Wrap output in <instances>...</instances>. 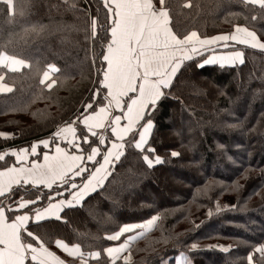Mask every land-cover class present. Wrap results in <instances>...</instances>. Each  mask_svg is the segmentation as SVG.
I'll use <instances>...</instances> for the list:
<instances>
[{
	"label": "trees",
	"instance_id": "16d2710c",
	"mask_svg": "<svg viewBox=\"0 0 264 264\" xmlns=\"http://www.w3.org/2000/svg\"><path fill=\"white\" fill-rule=\"evenodd\" d=\"M74 2L77 7L84 6V0ZM191 2L192 7L186 8L182 7L184 0H170L174 31L214 35L230 31L229 21L246 23L243 14L238 18L229 15L246 12L239 0ZM14 3L17 14L11 22L0 4V46L11 40L9 52L56 63L67 78L41 92L43 86L28 69L11 72L0 68L4 82L13 87L11 93H0V132L15 133L12 139L0 138V152L45 138L57 125L73 118L99 86L102 73L98 69L105 66L100 59L106 43L101 39L103 33L98 28L97 41L87 40L86 18L68 11L64 0ZM22 5L24 14L20 15ZM92 11L95 13L96 3ZM33 24L44 25V32L39 36L25 32ZM245 51V64L239 68L190 67L178 77L173 93L177 99L162 101L156 115L161 142L155 147L167 162L147 172L141 162L122 158L104 187L88 197L83 207L65 209L66 222H44L51 240L80 243L84 251L101 250L116 244L106 236L121 224L159 213L157 227L135 243L132 264H166V260L176 264L181 251L190 256L192 264H247L249 245L264 241V188L249 198L253 188L264 185V94L253 96L254 89L264 88V53ZM49 95L51 99L41 98ZM170 149L179 151L180 156L171 157ZM224 152L250 168L247 178L240 176V164L234 165ZM12 161L6 157L0 168ZM233 181L242 187L234 189ZM227 199L232 201L229 204H237V209L214 212L206 218L209 209ZM193 242L199 247L189 251L186 245ZM216 244L232 247L228 252L206 247ZM49 247L66 263L76 264L54 242L50 241ZM105 260L102 253V264Z\"/></svg>",
	"mask_w": 264,
	"mask_h": 264
},
{
	"label": "snow or ice",
	"instance_id": "6c2138e0",
	"mask_svg": "<svg viewBox=\"0 0 264 264\" xmlns=\"http://www.w3.org/2000/svg\"><path fill=\"white\" fill-rule=\"evenodd\" d=\"M239 2L246 12L229 15L238 18L243 14L246 23L229 21L230 31L211 35L197 30L174 31L170 0H84L82 7H77L74 0L72 3L64 0L68 11L86 18L87 40L97 41L98 28L103 33L101 39L106 43L100 59L105 66L98 69L102 73L99 86L91 91L90 98L72 119L57 125L49 136L30 142L29 147L0 154V161L5 160V155L15 157V163L5 162L6 166L0 170V264H66L65 259L50 249V241L76 264H90V261L102 264V253L106 256L103 264H117V261L132 264L136 241L157 227L159 213L121 224L106 236L107 240L119 243L89 251H84L80 243L51 240L44 222L51 219L66 222V215H62L65 209L83 207L88 197L104 187L117 163L135 159L145 171L151 172L167 162L166 156L155 147L161 142L156 115L162 101L177 99L173 93L178 77H183L188 68H239L245 64L246 49L264 53V27H256L257 23L264 24V0ZM93 3H96L95 13ZM0 4L11 22L17 14L14 0H0ZM182 7L191 8V0H184ZM24 8L22 5L20 15L24 14ZM44 30V25L33 24L25 32L39 36ZM11 42L0 46V68L11 72L28 69L43 86L41 92L52 89L58 81L62 84L67 78L56 63H41L39 59L9 52L7 44ZM4 81L5 74L0 72V93L13 92V87ZM257 94H264V88L254 89L253 96ZM41 98L51 99V96ZM14 137L15 133L0 132V138L5 140ZM41 145L43 148L38 153ZM168 151L171 157L180 156L179 151ZM29 156L36 159L29 160ZM224 156L234 165L239 163L243 168L240 176L247 178L249 167L227 152ZM241 187L233 181L234 189ZM261 188L264 185L253 188L249 198L260 194ZM237 207V204L217 202L206 218L214 212L219 214ZM194 227L200 224L194 223ZM198 247L195 242L186 245L189 251ZM206 247L228 252L232 246ZM249 248L247 264H264V241L250 244ZM176 264H192V259L181 251Z\"/></svg>",
	"mask_w": 264,
	"mask_h": 264
},
{
	"label": "crops",
	"instance_id": "0c3cea01",
	"mask_svg": "<svg viewBox=\"0 0 264 264\" xmlns=\"http://www.w3.org/2000/svg\"><path fill=\"white\" fill-rule=\"evenodd\" d=\"M23 69V68H22ZM21 69V70H22ZM97 131H102V130H100V129H98ZM109 133H110V131H109ZM110 135H111V133H110ZM34 141H36V140H34ZM34 141H32V142H34ZM29 145H30V142L28 143V144H26V145H23V146H17V147H13V148H20V147H29ZM61 146H64L63 144L61 145ZM13 148H10V151H11V149H13ZM43 148V146L41 145V146H39L38 147V153H40L41 152V149ZM45 151H47V150H45ZM10 153V152H9ZM11 156V155H10ZM10 158H12V163L11 164H13V163H15V157H13V156H11ZM28 159L29 160H33V159H36V157H34V156H29L28 157ZM40 159L42 160V155L40 156ZM10 164V165H11ZM3 168H0V170H2ZM15 187V186H14ZM159 221V220H158ZM158 221H157V223H158ZM205 245H202L201 247H204ZM60 251V250H59ZM64 256H66V257H68L67 256V254L66 253H64V252H62V251H60ZM68 258H70V259H73L72 257H68ZM132 261H133V257H132ZM66 264H68V263H66Z\"/></svg>",
	"mask_w": 264,
	"mask_h": 264
},
{
	"label": "rangeland",
	"instance_id": "374dc122",
	"mask_svg": "<svg viewBox=\"0 0 264 264\" xmlns=\"http://www.w3.org/2000/svg\"><path fill=\"white\" fill-rule=\"evenodd\" d=\"M103 63H104V62H103ZM22 70H24V69H22ZM22 70H20L19 72H21ZM71 119H72V118H71ZM69 120H70V118H69ZM67 121H68V120H67ZM3 132H5V131H3ZM9 132L11 133V131H9ZM6 152L9 153V152H10V149H6L5 152H0V154L6 153ZM6 157H11V156H10V155H5V158H6ZM0 162H3V161H0ZM230 202H232V201L227 199V200L221 202L222 204L220 203V205L229 204ZM158 222H159V221H158ZM123 239H124V237L122 236V237H121V241H122ZM114 242L117 244V243H119L120 241H114ZM136 242H137V241H136ZM114 245H115V244H114ZM225 246H227V244H225ZM56 248H57V247H56ZM57 249H58V248H57ZM58 250H59V249H58ZM132 257H133V256H132ZM175 260H176V258H175ZM132 262H133V261H132ZM165 262H166V264H167V263L169 262V260H166Z\"/></svg>",
	"mask_w": 264,
	"mask_h": 264
}]
</instances>
